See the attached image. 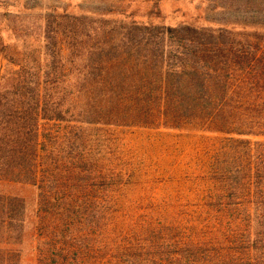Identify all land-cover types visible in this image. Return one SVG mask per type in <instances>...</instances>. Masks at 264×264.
Here are the masks:
<instances>
[{
  "label": "trees",
  "instance_id": "trees-1",
  "mask_svg": "<svg viewBox=\"0 0 264 264\" xmlns=\"http://www.w3.org/2000/svg\"><path fill=\"white\" fill-rule=\"evenodd\" d=\"M61 27L48 24L42 38L26 34L32 43L25 42L21 50L0 36V56L7 62L0 77V182L36 187L42 216L66 215L72 221L69 207L51 204L65 191L59 184L56 143L68 133H52L42 123L225 136L218 155L223 166L211 179L212 189L220 186V194L210 192V200L219 202L204 206L215 214L208 217L212 224L186 229L177 243L180 250L158 258L159 264H264L261 36L135 22L109 28L82 23L79 29ZM48 180L57 185L47 188ZM20 203L0 193V264H15L19 257L10 238L18 241L21 236ZM40 229L65 238L58 225L51 231ZM54 247L49 243L40 249L38 264H51ZM153 261L143 254L127 263Z\"/></svg>",
  "mask_w": 264,
  "mask_h": 264
},
{
  "label": "rangeland",
  "instance_id": "rangeland-1",
  "mask_svg": "<svg viewBox=\"0 0 264 264\" xmlns=\"http://www.w3.org/2000/svg\"><path fill=\"white\" fill-rule=\"evenodd\" d=\"M62 15L80 20L57 18ZM133 22L256 33L264 40V0H0V36L14 50L32 43L26 34L42 38L48 24L79 29L80 23L109 28ZM6 67L0 56V77ZM42 126L68 133L56 143L65 191L51 204L69 207L73 219L42 216L36 187L0 182V193L21 200V236L7 243L18 251L15 264H38L40 249L49 243L55 245L51 264H129L143 254L159 264L158 258L180 250L186 229L212 224L208 217L215 214L204 206L219 202L210 200V192L220 194L211 179L223 166L218 155L225 136L80 123ZM54 225L64 239L40 229Z\"/></svg>",
  "mask_w": 264,
  "mask_h": 264
}]
</instances>
